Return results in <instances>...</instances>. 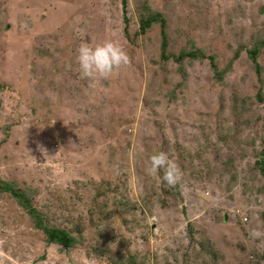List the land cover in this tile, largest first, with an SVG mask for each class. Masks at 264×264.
<instances>
[{
	"label": "rangeland",
	"instance_id": "1",
	"mask_svg": "<svg viewBox=\"0 0 264 264\" xmlns=\"http://www.w3.org/2000/svg\"><path fill=\"white\" fill-rule=\"evenodd\" d=\"M145 3L171 51L202 47L223 67L245 45L224 81L209 58L163 61L159 24L139 33ZM128 15L127 35L121 0H0L1 176L35 187L50 224L84 226L74 247L47 244L0 189V264H264V106L247 53L264 43V0H128ZM106 40L131 64L92 88L76 50ZM260 62L264 78V46ZM159 152L181 170L178 198L146 172Z\"/></svg>",
	"mask_w": 264,
	"mask_h": 264
},
{
	"label": "trees",
	"instance_id": "2",
	"mask_svg": "<svg viewBox=\"0 0 264 264\" xmlns=\"http://www.w3.org/2000/svg\"><path fill=\"white\" fill-rule=\"evenodd\" d=\"M122 1L123 19L125 21V31L129 34L130 18L128 15V0ZM155 24L160 26L161 35V59L163 61L174 60L180 64H184L185 61L193 59H210V65L213 71V76L216 80L223 82L226 74L232 69L234 63L240 56L241 52L246 48L245 45H239L235 50L234 55L229 61L221 67L217 61L216 54H210L205 48L190 46L183 47L178 52L170 50V39H169V26L168 19L163 12L154 10L151 6L145 3L143 10L140 12V28L139 33H147ZM264 43L261 41L255 42L251 47L247 48V53L251 58L256 73L258 75L259 82H261V88L257 93L258 101L264 106V93H263V65L260 62V56L262 54V48ZM236 103V109H238V101ZM235 111V109H234ZM9 126H7L8 128ZM255 167L260 169L262 176H264V146L259 153V158L255 162ZM236 175L233 179H236ZM0 189L10 194V196L29 214L34 226L37 229L42 230L45 234V241L47 244H59L64 248L74 247L80 240L83 239V228L81 224H75L73 228H67L65 226L50 224L49 219L45 214L34 206L33 197L37 194V189L32 186H21L17 181L5 179L1 176L0 171ZM264 191V186L262 187ZM175 198L180 196V184L173 188ZM129 203L127 201L125 204ZM128 205V204H127ZM128 207V206H127ZM134 207L135 206H130ZM117 212V211H116ZM262 218L264 221V209L262 211ZM78 234H75L74 232ZM202 243V242H201ZM203 246H207L202 244ZM46 253L43 254L45 256Z\"/></svg>",
	"mask_w": 264,
	"mask_h": 264
},
{
	"label": "clouds",
	"instance_id": "3",
	"mask_svg": "<svg viewBox=\"0 0 264 264\" xmlns=\"http://www.w3.org/2000/svg\"><path fill=\"white\" fill-rule=\"evenodd\" d=\"M85 35L86 33L83 31L78 33L82 41ZM76 52L79 75L81 79L87 80L89 87L92 88H95L97 83L101 81L110 80L115 72L131 64V57L128 52L114 40H106L99 44L82 42ZM146 172L152 177H156L162 172L163 181L172 188L177 187L182 179L181 170L164 152L155 153L149 158ZM251 234L258 235L255 232Z\"/></svg>",
	"mask_w": 264,
	"mask_h": 264
}]
</instances>
